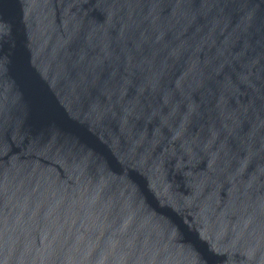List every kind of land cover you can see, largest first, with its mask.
Returning a JSON list of instances; mask_svg holds the SVG:
<instances>
[{"label": "water", "instance_id": "water-1", "mask_svg": "<svg viewBox=\"0 0 264 264\" xmlns=\"http://www.w3.org/2000/svg\"><path fill=\"white\" fill-rule=\"evenodd\" d=\"M264 0H0V264H264Z\"/></svg>", "mask_w": 264, "mask_h": 264}, {"label": "snow or ice", "instance_id": "snow-or-ice-1", "mask_svg": "<svg viewBox=\"0 0 264 264\" xmlns=\"http://www.w3.org/2000/svg\"><path fill=\"white\" fill-rule=\"evenodd\" d=\"M260 25H261V29L264 30V14L261 15ZM5 28L6 25L0 22V38H2L3 35L5 34Z\"/></svg>", "mask_w": 264, "mask_h": 264}]
</instances>
